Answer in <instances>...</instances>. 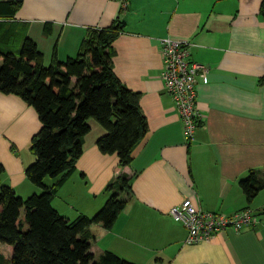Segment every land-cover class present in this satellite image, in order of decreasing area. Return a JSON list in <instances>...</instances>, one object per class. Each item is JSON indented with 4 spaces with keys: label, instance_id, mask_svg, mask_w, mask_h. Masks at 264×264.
<instances>
[{
    "label": "crops",
    "instance_id": "1",
    "mask_svg": "<svg viewBox=\"0 0 264 264\" xmlns=\"http://www.w3.org/2000/svg\"><path fill=\"white\" fill-rule=\"evenodd\" d=\"M262 0H22L12 20L25 26L43 51L64 60L79 52L91 28L121 20L112 43L116 75L140 94L148 130L119 165L98 138L105 128L89 118L76 169L53 197L60 213L93 215L106 202L119 173L131 177L132 194L111 227L91 225V251L105 250L138 264H264V188L248 202L239 180L264 169V17ZM52 24L46 34L44 26ZM188 39L190 58L204 64L197 76L200 119L186 137L173 96L165 88L161 39ZM16 40V36H15ZM21 42V41H18ZM47 60L45 59V62ZM51 61V59H50ZM42 122L34 106L0 93L2 181L29 196L43 190L26 174ZM59 177L45 183L53 184ZM190 197L205 210L232 215L254 210L240 231L221 230L208 241L186 243L187 229L170 210ZM13 247L8 248L12 255Z\"/></svg>",
    "mask_w": 264,
    "mask_h": 264
},
{
    "label": "trees",
    "instance_id": "2",
    "mask_svg": "<svg viewBox=\"0 0 264 264\" xmlns=\"http://www.w3.org/2000/svg\"><path fill=\"white\" fill-rule=\"evenodd\" d=\"M21 3L0 0V93L17 94L38 112L42 126L32 138L35 160L26 167V174L43 191L19 195L2 181L4 165L0 162V242L13 247L11 256L0 251V264H138L111 250L96 259L91 251V225L111 227L129 201L133 189L126 173L109 182V197L91 216L79 214L70 219L52 203L76 169L84 136L91 128L89 118L105 128L97 141L101 151L117 153L121 167L132 161L135 146L148 130L139 92L113 70L112 43L123 30L122 21L91 28L77 56L61 60L54 49L46 64L43 51L25 26L18 28L12 20ZM260 10L264 17V0ZM44 31L50 34L52 24L46 23ZM47 176L59 178L47 184ZM239 184L252 202L264 188V169L250 170Z\"/></svg>",
    "mask_w": 264,
    "mask_h": 264
},
{
    "label": "built area",
    "instance_id": "3",
    "mask_svg": "<svg viewBox=\"0 0 264 264\" xmlns=\"http://www.w3.org/2000/svg\"><path fill=\"white\" fill-rule=\"evenodd\" d=\"M164 59L165 88L173 96L184 124L186 137L193 136L200 119L197 106V76L206 66L190 58L188 39L164 37L161 39ZM173 218L187 228L186 243L208 241L226 228L242 230L252 223L254 210L246 207L232 215L205 210L192 198L172 206Z\"/></svg>",
    "mask_w": 264,
    "mask_h": 264
},
{
    "label": "rangeland",
    "instance_id": "4",
    "mask_svg": "<svg viewBox=\"0 0 264 264\" xmlns=\"http://www.w3.org/2000/svg\"><path fill=\"white\" fill-rule=\"evenodd\" d=\"M77 54H78V53H76L75 55H72V56H77ZM45 59L47 60L45 63H46V64H49V63H50V59H51V57H50V56H47ZM65 59H66V58H65ZM46 178H47V180H51L52 178H55V177L47 176ZM42 191H43V190H42ZM38 193H41V192H38ZM109 195H110V193H109ZM26 197H27V196H26ZM108 197H109V196H108ZM22 212H24V210H23ZM185 228H186V227H185ZM186 229H187V228H186ZM8 248L11 249V245L0 242V251H3L6 255H9Z\"/></svg>",
    "mask_w": 264,
    "mask_h": 264
}]
</instances>
